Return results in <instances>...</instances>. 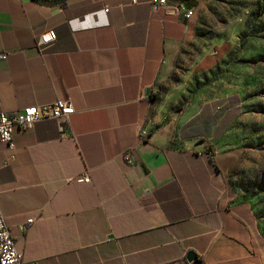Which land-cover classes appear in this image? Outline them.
I'll return each mask as SVG.
<instances>
[{
	"label": "crops",
	"instance_id": "1",
	"mask_svg": "<svg viewBox=\"0 0 264 264\" xmlns=\"http://www.w3.org/2000/svg\"><path fill=\"white\" fill-rule=\"evenodd\" d=\"M172 1L0 0V111L74 109L63 130L40 120L0 142V211L25 264H264L252 204L210 147L214 115L151 99L191 35Z\"/></svg>",
	"mask_w": 264,
	"mask_h": 264
},
{
	"label": "rangeland",
	"instance_id": "2",
	"mask_svg": "<svg viewBox=\"0 0 264 264\" xmlns=\"http://www.w3.org/2000/svg\"><path fill=\"white\" fill-rule=\"evenodd\" d=\"M190 1L191 35L151 99L163 116L214 115L220 138L210 147L232 163L264 237V0Z\"/></svg>",
	"mask_w": 264,
	"mask_h": 264
},
{
	"label": "built area",
	"instance_id": "3",
	"mask_svg": "<svg viewBox=\"0 0 264 264\" xmlns=\"http://www.w3.org/2000/svg\"><path fill=\"white\" fill-rule=\"evenodd\" d=\"M165 0H159L163 2ZM172 10L185 18L194 15L195 6L187 5L183 0H173ZM56 39V32L50 28L42 31L37 38V45L40 50H44ZM4 57V55H0ZM72 105L67 101L56 100L42 106H28L17 112L0 111V142L11 143L14 129H27L40 120H55L60 129L68 126L69 116L73 112ZM83 181H89L88 174L81 177ZM34 221L33 217L26 219L24 225H29ZM0 264H25L22 253L15 245L14 236L8 226L5 216L0 211ZM197 264H204L199 262Z\"/></svg>",
	"mask_w": 264,
	"mask_h": 264
},
{
	"label": "water",
	"instance_id": "4",
	"mask_svg": "<svg viewBox=\"0 0 264 264\" xmlns=\"http://www.w3.org/2000/svg\"><path fill=\"white\" fill-rule=\"evenodd\" d=\"M187 259L189 261H193L194 262L193 264H197V263L200 262V260L198 259L197 255L194 252H192V251L188 252Z\"/></svg>",
	"mask_w": 264,
	"mask_h": 264
},
{
	"label": "trees",
	"instance_id": "5",
	"mask_svg": "<svg viewBox=\"0 0 264 264\" xmlns=\"http://www.w3.org/2000/svg\"><path fill=\"white\" fill-rule=\"evenodd\" d=\"M189 4H190V5H195L194 1H190Z\"/></svg>",
	"mask_w": 264,
	"mask_h": 264
}]
</instances>
